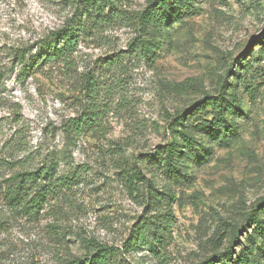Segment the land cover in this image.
Instances as JSON below:
<instances>
[{
  "label": "rangeland",
  "instance_id": "obj_1",
  "mask_svg": "<svg viewBox=\"0 0 264 264\" xmlns=\"http://www.w3.org/2000/svg\"><path fill=\"white\" fill-rule=\"evenodd\" d=\"M157 1L0 0V147L36 165L61 155L59 175L76 179L35 221L8 209L0 183V264H92L97 244L116 251L110 264H200L230 245L216 264H264V232L246 226L264 200V0H176L148 15ZM91 8L105 23L89 22L71 69L15 59ZM92 103L100 127L67 137ZM181 116L187 139L171 164ZM147 214L173 215L165 255L124 252Z\"/></svg>",
  "mask_w": 264,
  "mask_h": 264
},
{
  "label": "trees",
  "instance_id": "obj_2",
  "mask_svg": "<svg viewBox=\"0 0 264 264\" xmlns=\"http://www.w3.org/2000/svg\"><path fill=\"white\" fill-rule=\"evenodd\" d=\"M176 0H159L155 3L154 9H151L148 15L158 8L165 6H173ZM102 4V3H101ZM90 10H79L74 17L66 23V25L52 32L46 39L41 41V45L38 46V50L33 54L32 49L29 50L30 57L27 61V53L23 52L17 54L15 59L19 63L24 64L26 67L41 69L43 67L60 65L66 66L71 69L75 66L76 57L75 53L78 50L81 38L87 29L89 22L92 23L91 27L103 26L105 23V15H94V12ZM93 13V15H91ZM147 15V16H148ZM142 51L148 52L147 42L142 41ZM92 72H86L83 74V91L86 93V98L92 99L94 102L99 96V88L97 81ZM222 95L218 97L206 98L203 103L214 108L218 104L223 102ZM93 107L86 111L83 115L70 119L65 126V133L69 138H81L82 134L93 126L100 127L99 124V109L96 108V104L92 103ZM184 121V117H178L170 127V130L175 135L176 140L166 146L165 160L168 163L173 164L175 156L182 153L181 143H178V138L187 139V135L180 133L178 129H175L178 125H181ZM217 124V120L213 119L205 121L202 127L209 128ZM1 132V131H0ZM7 144L0 147V183L2 192L4 193V200L10 211H14L20 216L26 217L28 220L35 221L44 210L45 206L53 199L59 198L62 194V190H70L71 186L76 182L75 178L61 177L58 169L61 155L53 156L51 159L43 160L42 162H36L35 156L30 153L24 158V161L17 159L13 148L7 149ZM13 147V146H11ZM5 148L7 150H5ZM25 162V163H24ZM24 163V164H22ZM21 169L12 173L10 176L6 175L7 170L14 171L15 166L19 165ZM27 165L25 168L24 166ZM126 178L132 177L136 173H130L125 171ZM131 175V176H130ZM8 176V177H7ZM67 179V180H66ZM132 183V181H131ZM152 203L160 202L161 197L159 195L153 196ZM264 209V200L261 202L260 210ZM260 210L252 211L247 218V228H260L264 232L262 227V215ZM171 215H153L147 214L143 221L137 225L136 229L131 231V234L124 243V252L132 253L138 251H148L155 255H165L168 243V238L171 229ZM238 241V234L234 237V242ZM96 252L92 258V264H110L114 258H116V251L109 248L106 245L97 244L95 247ZM234 253V248L230 245L227 250L220 254L215 255L202 261L200 264H216L219 259L229 260ZM246 263L249 261L246 260ZM78 264V263H73ZM251 264H263V261L257 257L251 259Z\"/></svg>",
  "mask_w": 264,
  "mask_h": 264
}]
</instances>
